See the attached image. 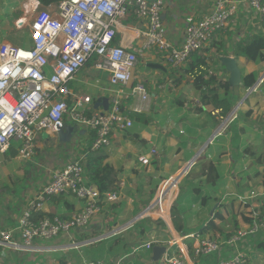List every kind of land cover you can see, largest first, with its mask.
<instances>
[{
    "label": "crops",
    "instance_id": "0c3cea01",
    "mask_svg": "<svg viewBox=\"0 0 264 264\" xmlns=\"http://www.w3.org/2000/svg\"><path fill=\"white\" fill-rule=\"evenodd\" d=\"M217 1L166 0L162 16L168 41L179 47L184 42L188 25L210 14ZM230 2L236 3L237 6L234 16L199 53L207 59L209 74L213 73L220 80L229 79L230 74L220 60L221 56L229 55L237 59L242 78L255 73L257 81H261L256 83L255 87L252 86L253 89L243 85L232 86L233 109L227 116H222L220 110L215 109L212 104L201 108L200 94L195 85L197 70L192 73L189 71V64L193 63L194 55L183 65L175 66L165 53L157 49L144 50L133 71V81L123 89L128 92L129 86L143 82L149 93L145 111L133 112V127L126 132L115 133L111 145L97 151L105 155V163L111 164L117 171L116 192L119 198L113 202L105 201L102 211L93 217L86 230L61 234L51 240L37 239L34 248L30 250L0 244V264H86L89 261L103 264H159V260L153 259V249L157 244L167 245L169 242L174 243V250L176 249L178 254L187 252L185 254L190 264H217L219 260L233 254L234 248L223 245L220 251L213 253L216 256L207 255L208 260H204L203 256L206 255H196L195 251V255L191 257L186 240L194 239L191 240L194 250L197 239L193 235L200 233L203 227H208L212 220L214 225L206 228L203 235L224 241L236 232L229 231L226 227L230 212L225 210L222 203L225 200L224 194L228 192L223 193L228 177L224 169L231 168L235 160L238 164L246 160L244 146L254 145L250 140L249 144L244 142L249 138L247 131L254 130L255 135L263 131H257L256 127L257 123L264 120V62L255 63L244 56L237 58L234 53L237 43L242 39L264 34V17L250 6L249 0ZM2 4L0 17L3 16L4 10V3ZM13 4L15 5V0ZM27 4L28 0H20L19 6L16 4L9 16L0 18V43H13L11 32L15 28H22L18 27L17 23H22V10L29 12L26 9ZM32 6L34 8V5ZM55 6L50 7L54 10ZM145 32L146 21L135 16L134 4L129 1L127 14L119 20L113 44L142 48ZM150 63L161 64L165 69L150 67ZM93 64L91 60L70 82V101L88 95L91 102L87 110L101 112L106 107V104H101V100L105 102L108 99L107 107L110 108L112 90L119 87L111 84L108 72L97 70ZM138 75L142 79H138ZM221 92L224 93L223 90ZM134 101L132 97L123 95L124 106L130 107ZM234 119L237 121L236 127L232 123ZM71 125L75 126L78 144L73 140L63 141L57 133L42 131L36 135V154L31 159L24 160L19 157L20 142L16 140L11 142L6 152L0 153V231L13 230L14 241L17 243L20 239L16 228L22 212L29 201L35 199L48 184L53 172L70 161H85L90 152H93L89 149L95 137L94 131L76 125L68 119L66 127ZM67 131L69 130L65 128L64 133ZM229 136L232 138L228 143ZM80 141L85 145L78 148ZM152 149H156V154L150 155ZM230 153L234 154L231 158ZM194 154L198 155L196 162L179 178L177 185L169 186ZM142 155L149 157L148 164L140 161ZM199 162L201 173L188 181L192 169ZM210 162L216 165L220 176L215 183H208L207 175L203 173V168H207ZM257 171L262 172L263 169L257 167ZM252 177L259 179V184L252 185L255 184L249 180ZM240 184L238 192L227 194L244 192L243 195L248 196L251 189L247 188L250 185L264 186L262 174L242 178ZM167 187L169 189L165 195L163 192ZM209 190V197L202 196ZM183 192L188 194V197L182 201L184 204L178 213L183 224L181 233L174 226L172 206L181 201ZM248 203L244 215H232L235 217L237 230L250 221L248 210L264 215V199L260 203L249 198ZM83 207L82 200L63 194L48 198L44 203L43 213L70 218ZM158 237H161L160 241L157 240ZM153 239L159 242L155 243L152 249H146L144 244ZM252 239L253 244L250 243ZM260 239H264V234L243 241L239 249L250 254L247 249L251 248L253 253L256 252L264 260V255L256 248ZM178 245L180 252L176 248ZM123 247L124 253L113 252ZM211 256L215 257V260ZM261 264H264V261Z\"/></svg>",
    "mask_w": 264,
    "mask_h": 264
},
{
    "label": "built area",
    "instance_id": "2783aa9c",
    "mask_svg": "<svg viewBox=\"0 0 264 264\" xmlns=\"http://www.w3.org/2000/svg\"><path fill=\"white\" fill-rule=\"evenodd\" d=\"M134 4V14L146 21L145 41L142 48L114 45L119 20L128 11V2ZM166 0H62L55 9L37 10L30 23V44L23 48L10 42L0 43V153L6 152L13 140L20 142L19 157L31 159L36 154L38 132L59 133L66 128L67 120L91 129L95 133L91 150L111 145L117 132L133 127V112L145 111L149 99L146 85L133 81V71L144 50L157 49L165 53L175 66L186 63L193 53L202 50L234 16L237 6L230 0H218L213 11L188 25L184 42L175 47L164 31L163 9ZM250 6L264 17V0H249ZM21 22V21H18ZM22 27V23H17ZM22 25V26H20ZM96 58V59H95ZM95 59V60H94ZM91 60L99 71L108 72L110 82L117 86L112 90L111 106L101 112H89L91 97L83 95L70 101V82ZM255 87V86H254ZM252 87L251 89H253ZM135 99L130 107L123 105V95ZM152 149L150 155L156 154ZM140 161L148 164L147 155ZM73 195L84 202L83 209L70 218L59 215H39L45 201L53 196ZM264 199V186L251 189L245 199ZM116 191L102 193L85 176L82 159L70 161L56 169L51 180L29 201L21 214L17 230L20 242L14 241L13 230L0 231V244L15 249L30 250L35 240H51L61 234L87 228L93 217L102 211L105 201H116ZM244 198H242L244 200ZM262 199V200H263ZM250 221L243 224L226 240L197 233L196 255H210L220 251L223 245L234 252L217 264H245L248 253L239 249L240 243L256 235L264 234V215L251 211ZM154 239L144 244L152 249ZM159 264H190L185 253L178 255L174 243L169 242ZM86 264H103L89 261Z\"/></svg>",
    "mask_w": 264,
    "mask_h": 264
},
{
    "label": "trees",
    "instance_id": "16d2710c",
    "mask_svg": "<svg viewBox=\"0 0 264 264\" xmlns=\"http://www.w3.org/2000/svg\"><path fill=\"white\" fill-rule=\"evenodd\" d=\"M38 1L42 6L50 7L52 5L58 4L62 0H38ZM200 51H197L192 54V56L194 55V60L193 63L189 64V71L192 73L195 72V70H197L195 85L200 94V101L202 104L201 108H204V106H207L209 104H212L215 109L220 110V115L227 116L233 109V105H234V99L231 93L232 86L228 80H220L218 76L214 75L213 73L209 74L208 71L209 65L207 63V59L206 57H204L202 54L199 53ZM234 54L237 58L239 56H244L248 60L253 61L255 63L264 62V34L254 35L252 37L242 39L237 43ZM94 60H92V62H94ZM242 79H243L242 85L245 88H251L257 82V75L255 73H251L243 76ZM222 90L224 91L223 94L221 92ZM236 122H237L236 119L232 121L234 126ZM262 154H259L257 158L260 159ZM105 158H106L105 155L97 153V151H93L90 152L87 160L85 161L83 160V164L85 167V176L87 178V181L89 182V184L96 185L102 193H105L107 191H116L117 189V171L114 169V167L111 164L105 163ZM262 164L264 166V161ZM203 173L207 175V182L209 183H215L220 177L217 171V167L213 162L208 163L207 168L206 167L203 168ZM255 174L257 175L262 174L263 182H264V169L262 172L257 171L256 169ZM178 213L180 212L176 210V205L174 204L172 206L173 223L176 230L178 232L183 233V224L181 223L182 218L179 217ZM41 215H45V214L42 213ZM213 225H214V220H212L207 225L208 227H203L200 231V234H204L206 228L208 229ZM186 240L188 242L187 244H188L189 252L192 257L195 255L192 247V241L194 239H186ZM256 248L260 253L264 255V239H260L257 241ZM123 250L125 252L124 247ZM208 256L207 255L203 256L204 260H208ZM212 256H216V254H213ZM212 256L211 258L215 260V257ZM208 262L210 263V261Z\"/></svg>",
    "mask_w": 264,
    "mask_h": 264
},
{
    "label": "rangeland",
    "instance_id": "374dc122",
    "mask_svg": "<svg viewBox=\"0 0 264 264\" xmlns=\"http://www.w3.org/2000/svg\"><path fill=\"white\" fill-rule=\"evenodd\" d=\"M0 2H1L0 4L2 6H3L2 3H4V10L2 11V13H3V16L7 17V16H9L10 13L13 12V9L15 8L16 4H17V6H19L20 0H18V3H17V0H15V5L13 4V0H0ZM33 3H34L33 5H34V8H35L36 5H37V3H36L35 0H33ZM40 9L53 11V8H51V7H44L41 4H40V6H38L37 10H40ZM21 12H22V15L21 16H23L22 23H24V22L25 23L23 24V26H22L21 29L15 28V30L13 32H11V41L13 43H15V44L23 47V48H28V46L30 44V31H29L30 27H29V25L32 22V20H34L36 13L33 12L32 9L29 12H27V13L24 10H22ZM3 16H1L0 18L3 19L4 18ZM137 78L138 79H142L140 77V75H138ZM263 118L264 117L262 116V119ZM261 121L262 122L257 123V127H256L257 128V131L263 130L262 132H260V134L255 135L254 134V130H252V132L251 131H247V134L246 135H248L249 138L247 137V139L244 142L246 144L247 143L249 144V140H250V141H253L254 142V145H252L251 147H249L247 145L244 146V147H246L245 148V151H244V153H246V160L242 161L241 164H238V161L235 160V161L232 162L231 168L230 167L229 168L227 167V170L224 169L225 170V173H227V176L228 177H227V182L225 181V185H224V188H223V191H224L223 193H225L227 191L228 192H238V187H239V185H241L240 183H242V178H246L247 176H250V175L252 176L253 174H255V171H256L257 167H260V169H264V166L262 164L263 161H264V155H263L264 154V129H263L264 120H261ZM74 127H75L74 125L68 126V128L66 127V130H72L73 131V136H74L73 142L75 144H78V140L75 138V136H76V129ZM257 131H255V132H257ZM57 134L60 135L62 133L59 132ZM230 138H232V136H229V138L227 140L228 143L231 142L230 141ZM81 145H85V143L80 141V145L78 146V148ZM90 150H91V147H90ZM91 151H93V150H91ZM96 151H98V150H96ZM251 151L252 152H255V154L252 153ZM259 154H262V156H261L260 159L257 158V156H259ZM194 156H195V154L191 157V159ZM232 156H234V154L231 155V153H230L229 154V158H231ZM202 157H204V155ZM192 170L193 171L190 174V176L188 178L189 179L188 181H190L191 179H193L194 177H196L197 175H199L201 173L202 169L200 168V162ZM256 179L257 178H254V177H252V178L249 179V180H251L252 182L255 183V184H252V185L259 184L258 183L259 179L258 180H256ZM249 184H250V182H249ZM250 186H249V188H247L248 190H250V189H257V190H259V188H260L259 186L258 187H250ZM242 191H244V190H242ZM184 192L181 195V201H179V202L176 203L177 211H179V212H180L179 209L184 204V202H182V201H184L188 197V194H186ZM227 193L224 194L225 195L224 196L225 200L222 201L225 210L230 212L229 220L226 222V227H227V229L229 231H234V230L236 231L237 228H236V224H235V221H234L235 220V217H233L232 215H235V214L238 215L240 213H242L244 215V212H245V210L247 208L246 206L249 203H248V199H245L244 198V197H246V195H243V194H245L244 192L243 193H236V194H227ZM202 196H206V198L209 197L210 196V190L208 191V193L203 194ZM242 198H244V200ZM255 199H257V201H259L260 203H262V199H263L262 197L261 198L256 197ZM251 211H253V210H248V213L251 212ZM87 228H85V230ZM160 238L161 237H158L157 240L160 241ZM253 241H254V239H252L250 243L253 244ZM176 248L180 252L179 245L176 246ZM131 249L133 250V248H131ZM247 251L250 253V254H248L250 256V258H248V260H247V262L245 264H261L264 261L263 259H261V256L259 254H257L256 252L253 253L251 248L250 249H247ZM114 252L115 253H122V252H124V250L123 249H115ZM176 253H177V250H176ZM178 255H181V252Z\"/></svg>",
    "mask_w": 264,
    "mask_h": 264
},
{
    "label": "water",
    "instance_id": "95a60500",
    "mask_svg": "<svg viewBox=\"0 0 264 264\" xmlns=\"http://www.w3.org/2000/svg\"><path fill=\"white\" fill-rule=\"evenodd\" d=\"M220 60H221V63L225 66L226 70L230 74L228 81L230 82L231 86L236 87V86L242 85V83H243L242 72H241V69L238 65L237 59L234 56L223 55L220 57ZM149 65H150V67H155L157 69H165V67L161 64L157 65V64L153 63V65H151V63H150ZM260 81L261 80L259 79L256 83L258 84ZM107 103H109L108 99H106L105 102L103 100H101V104H103V105L106 104L105 110H108ZM64 131H65V128L60 131L62 133V134H60V136H61L60 138L63 141L73 140V138H74L73 137V131L69 130L66 133H64ZM197 158H198V155L189 161V163L186 165V167L178 175V180L184 173H186L189 170V168L192 167V165L196 162ZM178 180H177V182H178ZM175 185H177V183H175ZM216 207H217V205L214 207V209ZM214 209H213V211H214ZM166 251H167L166 245H158L157 244L153 249V259L156 261L160 260L161 257L163 256V254L166 253Z\"/></svg>",
    "mask_w": 264,
    "mask_h": 264
},
{
    "label": "bare ground",
    "instance_id": "6f19581e",
    "mask_svg": "<svg viewBox=\"0 0 264 264\" xmlns=\"http://www.w3.org/2000/svg\"><path fill=\"white\" fill-rule=\"evenodd\" d=\"M33 0H28V4H27V6H28V8H26L28 11H30L31 9H33ZM32 3V4H31ZM177 180H178V176L175 178V179H173V181H171V184L169 185V186H171V185H175V183H177ZM168 189H169V187H167L165 190H164V192H163V194H165L166 195V193H167V191H168ZM164 196V195H163Z\"/></svg>",
    "mask_w": 264,
    "mask_h": 264
}]
</instances>
